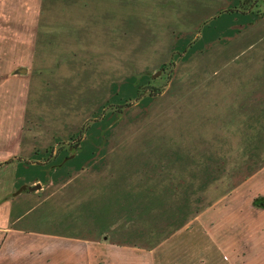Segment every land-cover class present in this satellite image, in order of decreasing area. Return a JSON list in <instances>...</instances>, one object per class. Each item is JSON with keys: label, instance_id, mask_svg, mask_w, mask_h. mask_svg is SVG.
<instances>
[{"label": "rangeland", "instance_id": "rangeland-1", "mask_svg": "<svg viewBox=\"0 0 264 264\" xmlns=\"http://www.w3.org/2000/svg\"><path fill=\"white\" fill-rule=\"evenodd\" d=\"M262 216L264 0H0V264H264Z\"/></svg>", "mask_w": 264, "mask_h": 264}, {"label": "crops", "instance_id": "crops-1", "mask_svg": "<svg viewBox=\"0 0 264 264\" xmlns=\"http://www.w3.org/2000/svg\"><path fill=\"white\" fill-rule=\"evenodd\" d=\"M37 182H40V181H38V180H36ZM26 185H28L27 183L26 184H24V185H22V188L23 187H26ZM35 187V186H34ZM31 188V187H30ZM33 188V187H32ZM29 193V191H22V192H20L19 194H17L18 196L21 194V193ZM31 192V191H30ZM36 192V191H35ZM15 196H16V194H14ZM18 196H16V198L18 197ZM262 218V220H263V222H264V216H262L261 217ZM257 219H259V217L257 218ZM3 230V229H2ZM2 230H0V231H2ZM252 230V229H251ZM257 231V230H256ZM12 233L13 235L12 236H16V238H17V240H16V243H15V246L17 247V249L19 248V246H20V244L22 245V244H24V242H22V243H18L17 241L19 240V236L21 235V234H24V232H22V231H19V230H16V229H13V228H4V230H3V232H2V234L4 235V236H6L4 233ZM16 234V235H15ZM37 235H40V236H45V237H50V239H52V240H54L57 244H60V243H62V241L63 242H67V241H69V238L68 237H57V236H50V235H41V234H37ZM57 244H56V246H57ZM86 248H85V253H87V257L89 256V255H94L95 253H99V252H95V251H97V250H99L94 244L95 243H93L92 244V242L91 241H89V240H86ZM5 245H7V244H5ZM10 246V245H9ZM5 246L3 245V248H4ZM62 247V246H61ZM248 247H250V245L248 246ZM2 248V249H3ZM58 248H57V250L55 251V254H53V255H56V254H58ZM97 257V256H96ZM18 258H19V255H18ZM56 259H57V257H56ZM55 259V260H56Z\"/></svg>", "mask_w": 264, "mask_h": 264}, {"label": "water", "instance_id": "water-1", "mask_svg": "<svg viewBox=\"0 0 264 264\" xmlns=\"http://www.w3.org/2000/svg\"><path fill=\"white\" fill-rule=\"evenodd\" d=\"M20 73H27V69H22V70H20ZM159 73H161V71L160 72H158L157 74H159ZM156 74V75H157ZM156 75H154V77H156ZM39 186H35V187H33V188H27V187H23V188H21L20 189V191H34L36 188H38Z\"/></svg>", "mask_w": 264, "mask_h": 264}]
</instances>
